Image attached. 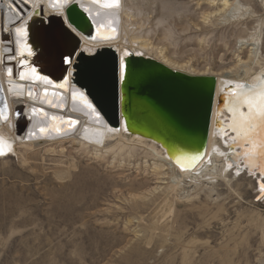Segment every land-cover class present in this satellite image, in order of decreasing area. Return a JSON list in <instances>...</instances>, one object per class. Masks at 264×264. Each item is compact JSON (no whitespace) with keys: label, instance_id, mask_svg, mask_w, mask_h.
Wrapping results in <instances>:
<instances>
[{"label":"rangeland","instance_id":"obj_1","mask_svg":"<svg viewBox=\"0 0 264 264\" xmlns=\"http://www.w3.org/2000/svg\"><path fill=\"white\" fill-rule=\"evenodd\" d=\"M134 1L129 32L166 48L173 61L216 72L235 62L245 34L237 23H203L209 8L199 0ZM242 1L264 17V0ZM84 57L76 75L88 78ZM45 151L32 169L16 157L0 161V264H264L255 175L230 169L229 182L176 192L169 179L161 185L150 175L144 158L114 161L74 143Z\"/></svg>","mask_w":264,"mask_h":264},{"label":"bare ground","instance_id":"obj_2","mask_svg":"<svg viewBox=\"0 0 264 264\" xmlns=\"http://www.w3.org/2000/svg\"><path fill=\"white\" fill-rule=\"evenodd\" d=\"M133 1L119 0V7L110 8L103 6L105 0H60L59 3L57 0H27V3L25 0H0V110L7 116V119L0 117V139L11 146L7 155L0 156V161L16 157L21 165L32 169L33 162L39 159L42 149L50 154L56 152L57 146L62 148L74 143L82 148L92 147L96 157L108 155L114 161L144 158L147 160L146 167L151 171L150 175L161 182V185L169 179L170 186L167 189L176 192L199 188L200 185L207 186L212 181L229 182L230 169L255 175L260 185L261 180H264V176L259 175L260 159L254 157L249 160L245 152L251 145L243 134H238L232 128V109L237 107L232 89L236 84L258 89L261 80H264V17L242 0H199V6L209 8L202 13L203 23L212 24L213 27L237 23L241 33L245 34L236 42L235 62L231 66L223 67V71L216 72L211 68L202 71L189 64L173 61L166 48L156 47L149 39L129 32L131 23L135 20L130 10L134 7ZM72 5L84 14V23L81 29L72 25L76 29L74 32L71 28L68 29L74 35L71 40L79 43L74 57L77 66H59L56 63L53 68L58 78L63 74L61 67H67L68 72L72 73L68 76L69 83L61 89L55 85L62 82L54 81L51 77L53 75L49 76L40 65H34V62H41L42 54L29 39L32 38L30 32L27 42L33 48L34 55L27 56L25 52V56L21 57V44L17 43L19 38L16 36V28L22 26L29 30L31 25L37 23L50 24L53 17H60L68 27L67 10ZM126 38L128 43L124 42ZM61 47H65L66 52L73 48L70 42L49 41L45 55L55 62L57 48L59 50ZM101 51L109 52L111 56L116 54L118 66L120 59H124L128 66L126 79L118 81V125L114 116L111 117L112 123L94 118V113L89 108L82 107L79 102V108L76 106V99L79 97L73 99V93L77 92L78 96L81 92L86 93L82 87V90L78 87L83 81H75L76 72L81 71L78 66L80 57L85 56L82 61L88 67L90 62L94 63L93 57ZM126 52L130 54L125 56ZM149 64H156L158 68L191 78L216 80L206 133L200 121L208 98L206 83L190 85L188 91L185 89L186 93L181 87L182 94L174 90L179 89L178 87L171 88V83L167 84L169 89L166 90L156 84L153 74L145 68ZM29 67L36 68L38 74L47 76L53 83L36 81L30 75L27 79H21L20 74L28 72ZM8 69H12V75L8 74ZM146 75L149 80L145 78ZM131 80L139 88L152 86L156 89V96L161 98L167 97L170 91L178 94L179 99L182 97L178 101L182 110L191 114L178 111L174 113L164 109L161 103L153 105L139 98L134 101L136 108L133 115H126V88ZM151 80L153 82L150 85ZM152 108L154 112L150 114ZM240 111L246 112L247 109L242 108ZM165 113L173 121L169 117H165L166 121L169 119L168 122L163 121ZM95 114L99 118H105L100 109L95 110ZM112 115L110 113L109 116ZM130 118L141 127L132 128ZM69 119L78 123L69 126L66 122ZM173 124L183 128L185 136L175 133L171 127ZM41 128L45 129L43 133ZM196 153H200L202 158L194 164L184 159V169L175 162L177 156H192ZM263 196L264 193H261L260 197Z\"/></svg>","mask_w":264,"mask_h":264},{"label":"water","instance_id":"obj_3","mask_svg":"<svg viewBox=\"0 0 264 264\" xmlns=\"http://www.w3.org/2000/svg\"><path fill=\"white\" fill-rule=\"evenodd\" d=\"M67 15H68V20L73 21V26L79 29L83 27L84 14L78 7L73 6V5L69 7V9L67 10ZM61 25H63V27L65 28H68L66 24L65 25L63 24V20L60 17L58 18L53 17L50 20V24L43 25L42 23H37L36 25H31L29 32L32 38H29V39L32 41V44L35 47V49L40 50L42 54V57L40 56L41 62L40 63L34 62V65L35 64L40 65L41 69H43V71H45L49 76L53 75L51 77L54 79V81L63 83L62 79L64 78L65 73H63L62 76L58 78L53 68L56 63L59 66H61L60 64L61 53L66 52L65 50L66 48L61 47L59 50L57 48V52L55 54L56 59L54 62L48 59L47 56L44 58L45 52L49 46L48 40L42 41L39 46H37V44L33 42V35L36 32L39 31L41 34L44 33L42 35H47L45 30L52 29L55 27L58 29ZM78 47H79V43L76 42L71 51L74 50L76 52ZM106 57L109 59H106ZM93 59H95V61L104 59L105 63L101 62L100 64L99 61H96V62L94 61L95 63H92V62L89 63L90 65H88V68H90V72L86 74H90V76L87 78L84 74H81V73L78 74L80 78H82V81H83L82 84H80V87H82L87 93V95L91 97V99L96 104V106L101 110V113L104 115L106 120L109 123H112L111 117L114 116L116 123L118 125V122H119V118H118L119 86H118V81L116 79L118 72L116 73L113 72L114 68L118 70V56L116 54H113L111 57H109V56H106L105 54H102L98 57L97 56L93 57ZM149 65L150 66L147 65V67L145 68L148 69V72L153 74V79L157 80L156 84H159L160 88H164L166 90L169 89V87H167V84L171 83V85H173L171 88L178 87L179 89H174V90L182 94L181 90L184 89V92L186 93L185 89L188 91L189 89L187 88L190 85H195V83H200V84L203 82L206 83L207 85L206 89H208V98H207V101H205L206 102L205 112H203V114L201 113L200 115V121H202L204 125L203 127H205L204 133H206V127L208 129L209 122H210V116L212 112V106H213V100H214V85H215L216 80L213 78H191V77H187V76H183V75L171 72L170 70H167L165 68H158L157 67L158 65L156 64H149ZM145 78L148 79L147 75L145 76ZM58 79H61L62 81ZM149 82L151 85L153 81L151 80ZM134 84L135 83L131 80L130 84H128L126 88L127 94H126V103H125V108H124V113L126 115L127 114L133 115V111L136 108L134 107V101L138 100L139 98L146 101V103H152L153 105L156 103H161L164 109L169 110L174 113L178 111V112H181L187 115L191 114L185 110H182V106H180L178 102L180 101L182 97L179 99L180 96L178 94L171 93V91L169 90L170 92L167 94V97L161 98L159 96H156V89L152 88V86H150L151 88L148 87L146 89H143L141 87L139 88L135 86ZM185 85L187 86L184 87ZM152 111H153V108L150 109V114H153L154 111L153 112ZM110 113H112L113 115L109 116ZM165 117H169V116H166V113H165L163 117L164 118L163 121H166ZM169 119L173 121V119H171L170 117ZM169 119L167 118L166 122H168ZM131 120L132 118H130V121ZM132 125H133L132 128L134 129H138L139 127H141V125L140 126L138 124L136 125L134 120H132ZM171 127L175 133L180 134L181 136L182 135L185 136V133H183V130H184L183 128L181 127L178 128V126L175 127L174 124Z\"/></svg>","mask_w":264,"mask_h":264},{"label":"snow or ice","instance_id":"obj_4","mask_svg":"<svg viewBox=\"0 0 264 264\" xmlns=\"http://www.w3.org/2000/svg\"><path fill=\"white\" fill-rule=\"evenodd\" d=\"M59 3L60 0H57ZM94 2H99V0H94ZM27 3V0H25ZM104 7L115 8L119 7V0H105L103 3ZM25 19H27L25 17ZM68 28H71L72 32L76 31L73 25V21L69 20ZM68 28L63 27L61 25L58 29H48L45 30L47 35H42L39 31L33 35V42L39 46L42 41L48 40L52 43L57 42H64L67 43L72 39V34L68 30ZM115 31V29H113ZM16 36L19 38L17 43L21 44V57L25 56V52L27 56H33L34 50L28 44L29 38V30L27 27L18 26L16 28ZM94 39V37H93ZM130 53H125V56L129 55ZM76 56L75 51L63 52L61 53V66H72L75 68L76 60L74 57ZM91 63V62H90ZM128 66L124 59H120L118 70L113 69V72H118L116 77L117 81H124L127 76ZM62 73H67V75L63 78V83L56 84L55 87L63 89L65 85L69 83L68 76H71L72 73L68 72L67 67H61ZM8 74L12 75V69H8ZM29 75L36 81H43L45 84H52V80H50L47 76L40 75L37 73L36 68L29 67L28 72H22L20 74L21 79H27ZM233 95L235 97V104L237 105L236 108L232 109L233 113V124L232 128L238 133L243 134L245 139L251 145L250 148L246 149L245 155L251 160L254 157H259L260 159V174L264 176V80H261L258 89L257 88H246L244 84H236L235 87L232 89ZM31 95V91L29 92ZM45 95H47V91H45ZM80 98L85 103V106L92 111H95V108L91 103H88L87 98L81 92ZM77 98V94L73 93V99ZM246 108L247 111H240V109ZM36 110L34 109V112ZM0 117L6 119L4 112L0 110ZM55 119V117L53 118ZM69 126H75L78 121L69 119L66 121ZM40 131L43 133L45 129L41 128ZM11 150V146L8 145L5 141L0 139V156H5ZM200 153H196L192 156H177L175 157V162L184 169V159L190 160L193 164L201 159ZM259 190L261 193H264V180H261L259 185Z\"/></svg>","mask_w":264,"mask_h":264},{"label":"trees","instance_id":"obj_5","mask_svg":"<svg viewBox=\"0 0 264 264\" xmlns=\"http://www.w3.org/2000/svg\"><path fill=\"white\" fill-rule=\"evenodd\" d=\"M46 56H47V55H45V57H46ZM76 106L79 108V106H80L79 103H77Z\"/></svg>","mask_w":264,"mask_h":264}]
</instances>
